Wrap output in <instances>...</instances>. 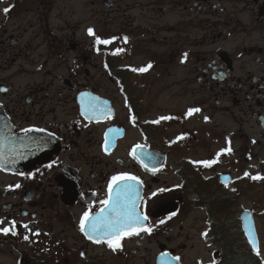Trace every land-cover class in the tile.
I'll return each mask as SVG.
<instances>
[{
  "label": "flooded vegetation",
  "instance_id": "1",
  "mask_svg": "<svg viewBox=\"0 0 264 264\" xmlns=\"http://www.w3.org/2000/svg\"><path fill=\"white\" fill-rule=\"evenodd\" d=\"M120 173L152 231L113 250L80 222ZM255 186L264 212V0H0V264H262Z\"/></svg>",
  "mask_w": 264,
  "mask_h": 264
},
{
  "label": "snow or ice",
  "instance_id": "2",
  "mask_svg": "<svg viewBox=\"0 0 264 264\" xmlns=\"http://www.w3.org/2000/svg\"><path fill=\"white\" fill-rule=\"evenodd\" d=\"M5 12L9 9H5ZM89 34H93V30L89 29ZM127 38L125 37V40ZM97 44H108L111 43L110 40H102L101 38H96ZM117 52L122 51L117 49ZM187 54H185V57ZM148 67H151L149 65ZM146 69L142 68L139 71H145ZM6 91V89H5ZM86 112L91 111L93 114L97 113V109L94 105H89L85 110ZM199 109H190L188 115H191L194 112H198ZM101 115H107V113H99ZM161 119H171V117H162ZM157 123L159 121H156ZM25 132L29 129H25ZM140 148V145L136 146ZM107 151V146L105 147ZM230 151V148L227 149ZM135 156V149L133 153ZM138 158V157H137ZM215 161H203L205 166H211ZM51 165H49L50 167ZM147 167V165H145ZM248 175V173H245ZM253 179H261L262 177L256 176L252 177ZM137 181L142 183L139 180V177L131 175L129 173H120L112 177L111 183L108 185V198L101 201L100 203L104 206L100 209V212L92 216L91 211H86L83 215V218L80 222V230L88 237L89 240H93L95 243L106 242L110 248L113 250L121 248V240L125 236L139 235L140 231L151 232L152 229L145 225V221L148 220L146 215L141 214L138 211L137 199L138 191L137 187L131 182ZM19 187V185H16ZM159 191H166V189H160ZM136 195L137 199H134L133 196ZM156 193H153L155 196ZM174 214V213H173ZM90 223V231L86 230V226ZM2 223V221H0ZM13 226L15 221L12 222ZM163 223V221H161ZM27 228V225H24ZM9 231H12L9 227L0 228V232L7 234ZM15 234V233H14ZM205 235H207L205 233ZM28 237H25L27 239ZM256 247V244L253 245ZM178 260L179 257H176Z\"/></svg>",
  "mask_w": 264,
  "mask_h": 264
},
{
  "label": "rangeland",
  "instance_id": "3",
  "mask_svg": "<svg viewBox=\"0 0 264 264\" xmlns=\"http://www.w3.org/2000/svg\"><path fill=\"white\" fill-rule=\"evenodd\" d=\"M261 186H255V189L253 190V193L251 192V195L248 197H242L243 204L245 206H253L255 209H257V224L259 227L260 234L263 239V245L261 249V255L259 256V262L264 264V212L260 209L259 206V196L261 195L258 190H260ZM258 195V196H257ZM252 196V197H250ZM203 213L202 211L198 209H194L192 213H190L187 218L184 220H180L177 225L176 229L174 230L175 234H177L179 230V225H183V230L180 231V236L177 238V242L186 243L188 246L194 245V248H189V250L185 251V254L187 256V259L192 260L194 255L198 253L199 250L203 248V242L200 239L199 236V226L202 224ZM189 234V236L187 235ZM206 255H210L209 253ZM206 259H210L209 256Z\"/></svg>",
  "mask_w": 264,
  "mask_h": 264
},
{
  "label": "water",
  "instance_id": "4",
  "mask_svg": "<svg viewBox=\"0 0 264 264\" xmlns=\"http://www.w3.org/2000/svg\"><path fill=\"white\" fill-rule=\"evenodd\" d=\"M245 223H246V227H247V230H248L249 234L251 235V233H253L254 236H255L254 223H253L251 217L249 218V221H248L247 216H245Z\"/></svg>",
  "mask_w": 264,
  "mask_h": 264
}]
</instances>
